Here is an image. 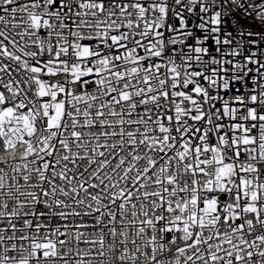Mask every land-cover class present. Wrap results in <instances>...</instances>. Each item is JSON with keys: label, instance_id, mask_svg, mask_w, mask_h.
<instances>
[{"label": "snow or ice", "instance_id": "1", "mask_svg": "<svg viewBox=\"0 0 264 264\" xmlns=\"http://www.w3.org/2000/svg\"><path fill=\"white\" fill-rule=\"evenodd\" d=\"M0 264H264V0H0Z\"/></svg>", "mask_w": 264, "mask_h": 264}]
</instances>
